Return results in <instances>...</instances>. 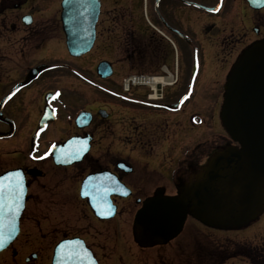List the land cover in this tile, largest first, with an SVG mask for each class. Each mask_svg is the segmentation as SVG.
Segmentation results:
<instances>
[{
  "label": "flooded vegetation",
  "instance_id": "flooded-vegetation-1",
  "mask_svg": "<svg viewBox=\"0 0 264 264\" xmlns=\"http://www.w3.org/2000/svg\"><path fill=\"white\" fill-rule=\"evenodd\" d=\"M93 1L97 16L92 47L74 54L62 30L61 0H0L6 14L0 37L5 32L18 33L13 43L11 38L0 45V59L6 60L5 66L0 63V101L6 99L0 104V156L12 154L22 159L1 171L19 167L26 175L28 192L21 221L30 218L27 206L34 185L50 190L57 215L62 212L60 207L81 201L78 214L91 215L99 223L118 215L130 218L156 188L171 194L168 189L172 186L177 193L189 180L204 179L208 170L202 167L203 161L211 156L216 159L236 146L220 125L224 84L243 47L264 37V8L249 15V35L246 38L238 31L242 42H236L234 17H230L235 0L216 12L194 4L212 6L217 0ZM24 9L18 16L10 15L12 10ZM25 15L30 16L28 24L23 21ZM252 33L256 36L250 39ZM238 44L242 46L236 49ZM102 61L110 63L111 76H100ZM119 62L130 67L123 77L118 75ZM130 74L166 82L155 86L156 94L142 84L124 90L122 81ZM79 114H84L82 120ZM51 129L58 131L57 136L50 138ZM69 140L84 141L86 152L70 164L55 163L54 158L63 152L50 148ZM118 141L129 149L114 148ZM159 157L169 158L166 165L155 164ZM122 162L130 171L122 168ZM30 168L35 176L27 173ZM88 175L95 186L114 175L130 189L126 197L111 196L117 206L114 218L98 219L88 199L80 197L79 187ZM119 220L112 232L117 239L127 235L121 229L124 220ZM187 220L183 230L190 227L207 237L213 231L192 217ZM74 236L82 237L77 233L69 237ZM82 238L102 264L99 242ZM130 244L115 243V252L127 254L133 247ZM142 249L137 246L136 250ZM259 250L264 252V247ZM208 253L209 264H218L212 252ZM224 259L229 258L223 256L221 264ZM116 260L125 264L122 255ZM136 261L142 262L140 258ZM247 261L257 264L251 257Z\"/></svg>",
  "mask_w": 264,
  "mask_h": 264
},
{
  "label": "water",
  "instance_id": "water-1",
  "mask_svg": "<svg viewBox=\"0 0 264 264\" xmlns=\"http://www.w3.org/2000/svg\"><path fill=\"white\" fill-rule=\"evenodd\" d=\"M251 8L264 6V0H246ZM220 0L217 5H219ZM202 8L203 5L196 4ZM61 22L69 51L84 53L92 46L97 6L93 0H62ZM217 7V6H216ZM215 7V8H216ZM215 8H209L214 10ZM29 23V19H25ZM71 52V53H72ZM107 62L98 66L101 76L111 74ZM220 118L230 137L239 147L219 155L210 164L208 176L186 188L177 196L161 191L147 198L134 218L137 241L141 246L166 243L181 230L187 214L204 223L224 227L244 225L252 220L264 204V38L246 46L227 75ZM76 158L59 156L56 161L68 164ZM20 169L0 175L5 187L0 211V252L19 233V218L24 208L26 184ZM108 175V174H105ZM109 187V193L124 190L113 176L99 181L90 190V204L100 218L114 215L113 208L95 200L98 189ZM88 191V190H87ZM86 191V192H87ZM108 193V194H109ZM121 194H126L122 192ZM83 196V195H82ZM85 196V191H84ZM35 257V255H32ZM51 264H97L81 238L59 241L53 250Z\"/></svg>",
  "mask_w": 264,
  "mask_h": 264
},
{
  "label": "rangeland",
  "instance_id": "rangeland-1",
  "mask_svg": "<svg viewBox=\"0 0 264 264\" xmlns=\"http://www.w3.org/2000/svg\"><path fill=\"white\" fill-rule=\"evenodd\" d=\"M18 1V0H16ZM206 2L205 0H199ZM229 1V0H228ZM228 1L225 0L223 6L228 5ZM235 8H232L233 15V30L235 41L242 42L239 37L241 34L238 31H242V35L247 38L249 35L248 26L250 24L249 15L253 14V11L247 9V5L243 0H235ZM0 24L5 20V13L1 10L4 8V4L0 3ZM24 9L22 12L17 10H12L10 15H20V13H25ZM45 15H43L44 18ZM252 17V15H251ZM4 18V19H3ZM258 18V17H257ZM246 33H248L246 35ZM18 33L5 32L2 37H0V45L5 43L9 39L14 42V38H17ZM255 34H250V39L254 38ZM238 42V43H239ZM248 42V41H247ZM242 45H236V49L241 48ZM116 56V55H115ZM7 59V58H6ZM0 63L5 66L6 60L1 58ZM120 71L118 75H123L129 70V65L125 62H119L117 68ZM0 69V73H1ZM123 73V74H122ZM156 82H160V78L155 79ZM155 82V83H156ZM77 81L75 85L77 86ZM165 83V82H164ZM221 100V99H220ZM205 98H203V102ZM118 114V110L116 112ZM49 132L50 138L57 136V130L51 129ZM7 147H12L11 143ZM2 145V144H0ZM43 149H45V144H38ZM114 148L118 150L129 149V145H125V142L121 144L119 141L114 144ZM12 155V154H11ZM11 155H1L0 156V171L8 165H14L21 162L20 157ZM162 158V159H161ZM156 158L155 164L159 161L160 164L166 165L169 158L163 157ZM165 168H168L165 167ZM159 169L162 171L163 166ZM156 179V178H155ZM171 189V190H170ZM168 189L169 193H172V188ZM50 190L41 189L37 186H32L29 190V194L32 197V201L29 202L27 206V213L30 214L28 220H22L20 226V233L13 241V243L5 250L0 252V264H50L51 253L54 245L61 240L63 237L72 236L74 233L81 234L90 242H99L101 245L100 257L103 258L102 264H116L118 260L117 257L123 256L125 264H209L211 259L210 253L215 255V262L221 264L223 257H221L222 252L227 248L234 249L238 251V245L240 243H250L254 246L264 247V211L259 215L258 219L250 224L249 227L240 229V231H226V232H213V234L197 235L195 229L186 227L182 234L178 236L175 241L170 243L168 246L163 248L151 247L149 249L141 250L137 252V246L133 243L131 237V222L132 213L130 218L127 217H116V219L111 220L106 223H99L93 219L90 215L78 214L82 209L81 201L71 202V206H62L58 215L56 214V204L54 203V198L52 194L50 195ZM66 195V194H65ZM68 196V195H66ZM35 198V199H33ZM67 209V210H66ZM122 222V230L126 232V237H115L112 232H116L115 227H118L120 220ZM188 224V223H187ZM121 230V231H122ZM128 236V237H127ZM199 237V238H197ZM117 240H116V239ZM129 241L132 244V249L126 253L115 252V243L122 242L123 244ZM200 241V242H199ZM130 244V245H131ZM200 254L199 259L197 257V248ZM127 249V248H126ZM121 251V250H120ZM208 254H205V253ZM31 253H35L36 257L32 258ZM134 255V258H131ZM29 257V258H27ZM221 257V258H220ZM142 262L136 261V259ZM220 258V259H219ZM219 259V260H218ZM181 261V262H180ZM214 261V260H213ZM224 264H248L243 258L237 257L232 260L224 259Z\"/></svg>",
  "mask_w": 264,
  "mask_h": 264
},
{
  "label": "trees",
  "instance_id": "trees-1",
  "mask_svg": "<svg viewBox=\"0 0 264 264\" xmlns=\"http://www.w3.org/2000/svg\"><path fill=\"white\" fill-rule=\"evenodd\" d=\"M235 250H236V247H235ZM234 249H232L230 251V256H232V254H244V253H249L250 252V248H248L247 246L245 245H238V251H235ZM234 252V253H233ZM253 253V252H251Z\"/></svg>",
  "mask_w": 264,
  "mask_h": 264
},
{
  "label": "snow or ice",
  "instance_id": "snow-or-ice-1",
  "mask_svg": "<svg viewBox=\"0 0 264 264\" xmlns=\"http://www.w3.org/2000/svg\"><path fill=\"white\" fill-rule=\"evenodd\" d=\"M4 191L5 187L2 182H0V211L3 209V203H4Z\"/></svg>",
  "mask_w": 264,
  "mask_h": 264
},
{
  "label": "bare ground",
  "instance_id": "bare-ground-1",
  "mask_svg": "<svg viewBox=\"0 0 264 264\" xmlns=\"http://www.w3.org/2000/svg\"><path fill=\"white\" fill-rule=\"evenodd\" d=\"M157 83H158V82H157ZM153 90H154V94H156V92H155V91H156L155 87L153 88Z\"/></svg>",
  "mask_w": 264,
  "mask_h": 264
}]
</instances>
